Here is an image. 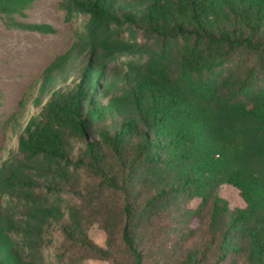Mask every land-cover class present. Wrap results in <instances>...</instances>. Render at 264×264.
Segmentation results:
<instances>
[{
    "label": "trees",
    "instance_id": "trees-1",
    "mask_svg": "<svg viewBox=\"0 0 264 264\" xmlns=\"http://www.w3.org/2000/svg\"><path fill=\"white\" fill-rule=\"evenodd\" d=\"M33 1L0 0V20L51 31L17 19ZM59 8L81 27L4 121L0 264H82L119 243L129 264H264V0Z\"/></svg>",
    "mask_w": 264,
    "mask_h": 264
},
{
    "label": "rangeland",
    "instance_id": "rangeland-1",
    "mask_svg": "<svg viewBox=\"0 0 264 264\" xmlns=\"http://www.w3.org/2000/svg\"><path fill=\"white\" fill-rule=\"evenodd\" d=\"M60 0H34L23 10L17 19L25 23L47 24L52 30L42 32L32 29L8 27L0 20V157H5V149L15 145L4 129V121L18 105L22 94L39 78L42 71L71 45L74 32L81 27L83 15L66 20ZM220 194L233 205H242L236 189L224 185ZM197 200L191 202L192 206ZM89 237L98 245L106 247V235L98 224L87 227ZM53 245L59 244L60 235L53 231ZM111 249L109 259L96 258L83 251L75 252L82 264H129L122 244ZM47 262H58L56 249L53 246L43 250Z\"/></svg>",
    "mask_w": 264,
    "mask_h": 264
}]
</instances>
